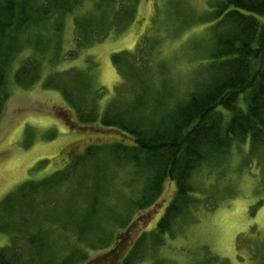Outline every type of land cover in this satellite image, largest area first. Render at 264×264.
<instances>
[{
    "label": "trees",
    "instance_id": "16d2710c",
    "mask_svg": "<svg viewBox=\"0 0 264 264\" xmlns=\"http://www.w3.org/2000/svg\"><path fill=\"white\" fill-rule=\"evenodd\" d=\"M137 1L0 0V113L8 98V71L20 51L29 47L13 78L29 88L41 78L46 59H62L67 15L72 16L79 50L108 29L126 28ZM206 5L200 13L209 21L200 38L204 47L192 55L199 61L180 94L164 68L158 89L147 82L150 74L143 78L129 72L134 67L130 53L117 68L130 81L127 99L116 95L103 111L82 91L93 84L89 60L84 69H74L73 78V69L55 65L52 75L50 70L45 75L42 85L60 91L79 122L97 123L119 138L92 143L63 168L5 195L0 232L9 240L0 247V264H148L152 249L147 252V244L161 251L163 235L181 240L191 229L192 209L200 199L195 173L221 166L224 177L234 171L228 168L234 152L246 145L247 154L264 152V0H206ZM186 11L183 5L174 14L179 18ZM70 51L67 58L76 55ZM259 175L264 195V159ZM167 181L175 186L172 199L122 256L128 236L121 234L135 214L156 205ZM62 188L63 196L55 197ZM54 204L58 209L50 215Z\"/></svg>",
    "mask_w": 264,
    "mask_h": 264
},
{
    "label": "rangeland",
    "instance_id": "374dc122",
    "mask_svg": "<svg viewBox=\"0 0 264 264\" xmlns=\"http://www.w3.org/2000/svg\"><path fill=\"white\" fill-rule=\"evenodd\" d=\"M183 5L187 11L178 18L174 11ZM206 8V0H138L135 16L126 28L108 29L102 38L93 39L79 50L74 47L76 31L72 16L67 15L60 40L62 59L59 62L46 59L41 78L34 80L29 88L18 86L13 78L19 59L29 54V47L20 51L8 71V98L0 113V201L18 185L42 179L63 168L88 145L119 138L113 130L97 123L79 122L61 92L42 85L49 70L52 75L54 65L61 70L73 69L70 71L73 78L74 69H84L89 60L93 65H88L87 71L92 75L93 84L89 90L82 91L84 94L87 91L86 97H93L102 111L116 95L118 99H127L130 81H124L117 68L124 66L128 53L133 54L129 56L134 65L129 72L142 74L143 78H150L147 75L150 74L151 80L147 82L152 89H158L163 87L159 75L164 68L171 87L180 94L188 88L187 81H191L189 78L199 61L192 55H198L204 47L200 38L207 33L205 22L209 21L206 13H200ZM181 25L185 27L180 28ZM70 50L76 53L74 56L72 52L73 58L66 57ZM83 84L88 86L87 82ZM248 146L231 155L228 168L234 171H226L224 177L221 166L204 167L195 173L193 181L200 199L192 209L191 229L187 228L181 240H167V235H163L165 247L161 251L160 246L147 244V252L148 248L152 249L148 264H264V195L259 183L264 152L247 154ZM174 190V184L167 181L156 205L132 217V224L121 234L128 236L120 251L122 256L158 219ZM63 191L62 188L56 192L55 197L61 198ZM49 209L52 215L58 205H50ZM8 240V235L0 232V247ZM17 242L22 244V240Z\"/></svg>",
    "mask_w": 264,
    "mask_h": 264
}]
</instances>
